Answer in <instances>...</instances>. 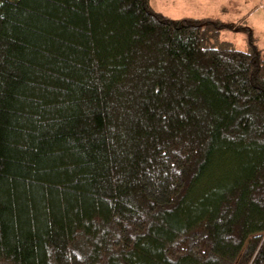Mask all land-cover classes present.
Wrapping results in <instances>:
<instances>
[{
    "label": "trees",
    "instance_id": "obj_1",
    "mask_svg": "<svg viewBox=\"0 0 264 264\" xmlns=\"http://www.w3.org/2000/svg\"><path fill=\"white\" fill-rule=\"evenodd\" d=\"M253 42L150 0H0V264H264Z\"/></svg>",
    "mask_w": 264,
    "mask_h": 264
},
{
    "label": "rangeland",
    "instance_id": "obj_2",
    "mask_svg": "<svg viewBox=\"0 0 264 264\" xmlns=\"http://www.w3.org/2000/svg\"><path fill=\"white\" fill-rule=\"evenodd\" d=\"M150 3L154 11L172 20L209 18L247 26L253 33L255 46L264 49V0H150ZM219 39L236 49L247 50V35L243 30L225 31Z\"/></svg>",
    "mask_w": 264,
    "mask_h": 264
}]
</instances>
